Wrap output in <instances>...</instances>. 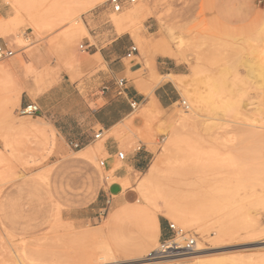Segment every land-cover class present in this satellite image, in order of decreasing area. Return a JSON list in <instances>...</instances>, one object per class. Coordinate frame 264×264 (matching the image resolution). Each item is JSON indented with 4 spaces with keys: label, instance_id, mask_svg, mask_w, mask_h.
<instances>
[{
    "label": "rangeland",
    "instance_id": "374dc122",
    "mask_svg": "<svg viewBox=\"0 0 264 264\" xmlns=\"http://www.w3.org/2000/svg\"><path fill=\"white\" fill-rule=\"evenodd\" d=\"M125 7L122 13L138 9V19L118 27L109 0H0V43L15 53L0 60V264H263L240 259L264 255V235H249L256 223L264 229V0ZM127 35L139 55L125 63L141 65L138 80L151 76V89L158 85L159 58L180 64L184 76L174 80L180 98L172 106L137 107L117 136L125 160L116 155L108 171L100 162L113 133L95 140L99 126L87 132L78 124L104 104L85 106L86 79L96 73H81L79 58L116 37L126 46ZM189 92L201 99L200 117L180 121ZM27 103L41 113L21 116ZM22 123L44 125L49 136L17 130ZM175 143L180 152L168 158ZM141 147L149 157L139 163L133 155ZM154 165L158 209L141 189ZM117 169L128 177L114 179ZM166 199L183 202L200 221L177 222ZM169 224L192 233L200 251L150 260L172 236Z\"/></svg>",
    "mask_w": 264,
    "mask_h": 264
},
{
    "label": "crops",
    "instance_id": "0c3cea01",
    "mask_svg": "<svg viewBox=\"0 0 264 264\" xmlns=\"http://www.w3.org/2000/svg\"><path fill=\"white\" fill-rule=\"evenodd\" d=\"M122 40L123 36L116 37L104 48L93 50L79 58V71L81 73H96L92 78L86 79L90 92L85 106L89 109L90 104H95L100 99L104 101V104L91 111V114L88 115V122L82 119L78 121V124L80 128H87V132H91L96 126H99L100 130L98 132L103 134L113 133V136L103 146L104 152L109 157L106 160L108 171L113 170L115 167V156L120 151V142L117 136L126 128V121L135 112L131 108V104L136 103L138 106H147L152 100V103L161 108L172 106L180 98V93L174 80L184 76L179 69L181 67L180 64L170 58L163 60L159 58L156 65L157 76L155 79L158 85L151 89V76H146L143 80H138L134 76L141 70V65L136 62L132 65L125 63V59L134 62L139 55L136 54L132 59L127 57L128 51L135 45L131 35H127L126 46H123L124 42ZM119 78H124L127 82L126 92L122 96L117 95L116 81ZM97 91L102 93V95H97ZM145 92H148V96ZM87 138L83 139V141L86 142ZM148 154V151L141 147L134 153L133 157H137V162L142 163L148 159ZM127 173L126 169H117L112 174L114 179L122 180L128 177ZM112 184L113 187H118L119 189L122 187L119 182H113Z\"/></svg>",
    "mask_w": 264,
    "mask_h": 264
},
{
    "label": "bare ground",
    "instance_id": "6f19581e",
    "mask_svg": "<svg viewBox=\"0 0 264 264\" xmlns=\"http://www.w3.org/2000/svg\"><path fill=\"white\" fill-rule=\"evenodd\" d=\"M133 5V4H132ZM135 5V4H134ZM124 8H126V7H124ZM124 10V9H123ZM130 12H128V13H122V11L120 12V13H118V14H115V18L112 20V22H113V24L114 25H116V26H118V27H120L121 25H122V23L125 21V20H128V19H138V16H139V10L138 9H131L130 8ZM141 10V9H140ZM127 11V10H126ZM124 12V11H123ZM68 15V14H67ZM71 15V14H70ZM73 16V15H72ZM140 17H141V15H140ZM139 17V18H140ZM66 18V17H65ZM78 18V17H77ZM74 20V19H73ZM76 21V20H75ZM77 21H79V20H77ZM137 21V20H136ZM126 23H127V21H126ZM71 24V23H70ZM124 29V28H123ZM191 92H189V95H188V99L190 100V102H191V105L190 106H188V110L189 111H186V112H183L182 114H181V117H182V119L180 120V121H182L183 119H185V120H189V119H191V118H194V117H200V103H201V99H200V97H199V95L196 93V92H193V94L191 93ZM188 94V93H187ZM185 103V102H184ZM186 104V103H185ZM203 108V107H202ZM183 123V122H182ZM17 130H20V131H31V132H35V133H38V134H41L42 135V137L43 136H45V137H47V136H49V130L44 126V125H37V124H25V123H22V124H20L19 126H18V128H17ZM41 137V138H42ZM40 138V137H39ZM176 139V138H175ZM176 140H178V138L176 139ZM174 141V140H173ZM179 141V140H178ZM177 142V141H176ZM183 142V140L181 141V143ZM52 143V142H51ZM181 143H179V144H181ZM185 143V142H184ZM46 144V143H45ZM177 144H178V142H177ZM176 143H175V145L173 144V147H169V151H168V154H167V152H166V154H167V156H168V158H172V157H174L173 156V152H174V150L176 149V148H178L179 149V147H181L182 145H177ZM54 145V144H53ZM168 145V144H167ZM171 146H172V144H170ZM185 146V145H184ZM44 149V148H43ZM179 152H180V149L178 150ZM94 154V151L93 150H90L89 152H88V154ZM88 155V156H91L92 157V155ZM166 156V157H167ZM177 157V156H176ZM175 162H177L176 160H174ZM173 161L171 160V163H172ZM175 162H173V163H175ZM171 163H168V164H171ZM172 163V164H173ZM167 164V165H168ZM171 164V165H172ZM170 165V166H171ZM176 165V164H175ZM174 165V166H175ZM101 169H106V168H102V167H100ZM160 172H159V165H154L150 170H149V172H148V174H147V177H146V179L143 181V183H142V185H141V189H142V194L144 195V198L152 205V206H155L157 209H158V207H157V205L155 204V196L156 195H159V194H162L161 193V191H160V189H158V186L156 185V178H157V175L159 174ZM159 176V175H158ZM168 199H171V198H169L168 197ZM168 199H166V201H165V203H164V209H166V211L168 212V215L170 216V217H172L173 219H175L177 222H179V223H181L182 225H184V226H191V225H193L194 223H196V222H199L200 221V218H199V215H198V212H196V211H191L183 202H180V203H177V202H174V201H172V200H168ZM175 199V198H174ZM202 222V221H201ZM198 226V225H197ZM260 225L259 224H255L254 226H253V228H254V230L253 231H255V232H253L252 233V235H251V233L249 234L253 239H259V240H261L260 238H261V236H263L264 235V229H260ZM252 228V229H253ZM247 230V229H246ZM262 240H264V238L262 239ZM200 246H201V244L199 243L198 245H197V248H196V252H194L193 254H196V253H198V251H200ZM40 249V248H39ZM44 251V250H43ZM152 252H150L149 253V255H148V257L150 256V254H151ZM17 258H18V256H16ZM15 258V257H14ZM25 258V257H24ZM244 258V259H243ZM16 259V258H15ZM27 259V258H26ZM25 259V260H26ZM149 259V258H148ZM248 260V261H259V262H261V263H263L264 264V255H262V257H259V258H253L252 256H247V257H241V261H243V260ZM24 260V259H23ZM23 260L22 259H20V258H18V263L19 264H25L26 262H27V260H26V262L24 263L23 262ZM29 260V259H28ZM150 260H154V259H151L150 258ZM11 261H13V259L11 260ZM29 261H31V263L29 262H27L28 264H33L32 262L34 261H32V260H29ZM10 262V261H9ZM16 262V261H15ZM223 262L224 261H218V262H215V263H213V264H223ZM10 264V263H9ZM14 264V263H13ZM105 264H111V263H109V262H105ZM198 264H201V263H198Z\"/></svg>",
    "mask_w": 264,
    "mask_h": 264
},
{
    "label": "built area",
    "instance_id": "2783aa9c",
    "mask_svg": "<svg viewBox=\"0 0 264 264\" xmlns=\"http://www.w3.org/2000/svg\"><path fill=\"white\" fill-rule=\"evenodd\" d=\"M139 0H109V3L116 13H120L127 4H136ZM84 49V46L81 47ZM89 47L84 49V52L88 50ZM139 53L138 48L134 45L130 48L127 53V57L132 59L136 54ZM14 51L8 48L6 45L0 43V60H5L12 58L14 56ZM126 80L124 78H119L116 81L117 95L122 96L126 92ZM138 105L136 103L131 104V108L135 111ZM41 113V108L36 103H27L20 107L19 114L21 116H34ZM103 137L102 132H98L94 135L95 140H101ZM71 146L74 149H79L81 144L78 142H71ZM118 157L121 161L125 160L124 153L119 152ZM100 167L106 168V160L100 162ZM169 231L172 236H169L165 241H163L159 248L153 251L149 258L151 259H162V258H172L180 257L185 255H191L196 251L197 240L195 236L185 231L184 229L177 227L175 224H169Z\"/></svg>",
    "mask_w": 264,
    "mask_h": 264
}]
</instances>
